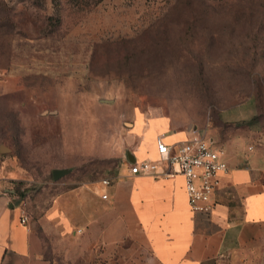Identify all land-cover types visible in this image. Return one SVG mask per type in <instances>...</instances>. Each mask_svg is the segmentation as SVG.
Segmentation results:
<instances>
[{"label":"rangeland","instance_id":"obj_1","mask_svg":"<svg viewBox=\"0 0 264 264\" xmlns=\"http://www.w3.org/2000/svg\"><path fill=\"white\" fill-rule=\"evenodd\" d=\"M135 110L264 145V0H0V189L46 199L53 168L96 179Z\"/></svg>","mask_w":264,"mask_h":264},{"label":"crops","instance_id":"obj_2","mask_svg":"<svg viewBox=\"0 0 264 264\" xmlns=\"http://www.w3.org/2000/svg\"><path fill=\"white\" fill-rule=\"evenodd\" d=\"M195 134L135 110L129 150L96 179L69 183L67 172L44 185L56 187L46 199L39 192L20 201L3 186L0 264H264V145L223 143L228 168L210 212L190 208L182 173H130L132 157H158V135L172 143ZM7 163L2 179L20 188L31 180L15 159Z\"/></svg>","mask_w":264,"mask_h":264},{"label":"built area","instance_id":"obj_3","mask_svg":"<svg viewBox=\"0 0 264 264\" xmlns=\"http://www.w3.org/2000/svg\"><path fill=\"white\" fill-rule=\"evenodd\" d=\"M158 157L130 162L129 171L133 174L182 173L190 208L193 211L210 212L215 205L212 195L220 175L228 168L223 150L213 145L201 134L172 143L166 142L161 135L156 138ZM108 183V178L103 179ZM106 197V193L102 195ZM26 217L21 216V221Z\"/></svg>","mask_w":264,"mask_h":264},{"label":"water","instance_id":"obj_4","mask_svg":"<svg viewBox=\"0 0 264 264\" xmlns=\"http://www.w3.org/2000/svg\"><path fill=\"white\" fill-rule=\"evenodd\" d=\"M130 161H134V158L132 157ZM69 171V168L63 167V168H53L52 174L55 179L59 178L60 176L64 175Z\"/></svg>","mask_w":264,"mask_h":264}]
</instances>
